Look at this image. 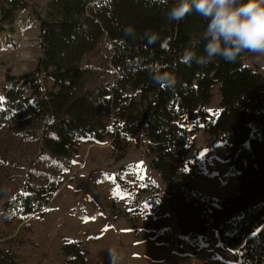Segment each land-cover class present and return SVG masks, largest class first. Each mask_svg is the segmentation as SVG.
<instances>
[{
  "label": "trees",
  "instance_id": "obj_1",
  "mask_svg": "<svg viewBox=\"0 0 264 264\" xmlns=\"http://www.w3.org/2000/svg\"><path fill=\"white\" fill-rule=\"evenodd\" d=\"M173 0H50L40 21L42 54L34 72L7 77L0 129H42L39 182L22 183L4 211L23 219L43 211L63 184L83 141L110 142L124 158L133 142L145 148L161 176L164 198L181 237L206 243L213 233L236 264H264V71L223 60L207 66L184 63L186 52L203 54L205 21L195 12L179 22L166 18ZM24 1L7 0L2 21L13 26ZM132 28L133 35L126 29ZM155 37L153 43L149 38ZM168 47L164 48V43ZM153 65L173 73L162 87ZM117 72L113 83L105 81ZM221 101L210 109L215 91ZM227 148L225 161L236 192L217 200L197 190L203 165L193 154L195 135ZM146 226L165 225V205L147 199ZM131 223L132 220L128 218ZM70 264H89L81 242L63 247ZM0 264H18L0 249Z\"/></svg>",
  "mask_w": 264,
  "mask_h": 264
},
{
  "label": "rangeland",
  "instance_id": "obj_2",
  "mask_svg": "<svg viewBox=\"0 0 264 264\" xmlns=\"http://www.w3.org/2000/svg\"><path fill=\"white\" fill-rule=\"evenodd\" d=\"M5 1L0 0V104L7 77H24L37 67L42 54L39 18L45 17L50 0H20L26 6L17 12L13 32L2 21ZM245 63L264 71V57L248 54ZM117 77L112 70L105 81L113 83ZM220 101L216 89L210 109ZM21 132L0 129V249L10 250L18 264H70L63 253L68 241L82 243L89 264H134L138 257L139 264H236L230 251L219 248L213 233L200 244L181 237L175 214L165 202L161 176L150 168V156L136 142L121 158L110 142L83 141L63 184L43 211L26 219L6 213L4 201L23 182L42 179L37 160L43 130ZM193 144V154L204 170L193 186L215 199L236 189L237 181L225 161L227 148L220 142L208 143L203 131L195 135ZM154 196L165 205L167 221L162 227L148 228L146 213L152 210L146 203Z\"/></svg>",
  "mask_w": 264,
  "mask_h": 264
},
{
  "label": "clouds",
  "instance_id": "obj_3",
  "mask_svg": "<svg viewBox=\"0 0 264 264\" xmlns=\"http://www.w3.org/2000/svg\"><path fill=\"white\" fill-rule=\"evenodd\" d=\"M193 12L206 22L201 34L203 54L190 50L184 63L207 66L217 60L235 63L245 54L264 57V0H173L166 18L179 22ZM125 31L133 35L132 28ZM154 41L155 37L149 38V43ZM151 75L162 87L175 84L174 74L162 71L159 65H153Z\"/></svg>",
  "mask_w": 264,
  "mask_h": 264
},
{
  "label": "crops",
  "instance_id": "obj_4",
  "mask_svg": "<svg viewBox=\"0 0 264 264\" xmlns=\"http://www.w3.org/2000/svg\"><path fill=\"white\" fill-rule=\"evenodd\" d=\"M236 192V189L234 190H229L228 194L226 195H223V197H219L217 200H223V199H226L228 197H230L232 194H234ZM215 198V197H214ZM180 233V232H179ZM141 262V258H136V262L134 264H139ZM144 263V262H143ZM116 264H122L120 262L116 263ZM146 264V263H145Z\"/></svg>",
  "mask_w": 264,
  "mask_h": 264
},
{
  "label": "water",
  "instance_id": "obj_5",
  "mask_svg": "<svg viewBox=\"0 0 264 264\" xmlns=\"http://www.w3.org/2000/svg\"><path fill=\"white\" fill-rule=\"evenodd\" d=\"M168 47V42L164 43V48Z\"/></svg>",
  "mask_w": 264,
  "mask_h": 264
}]
</instances>
